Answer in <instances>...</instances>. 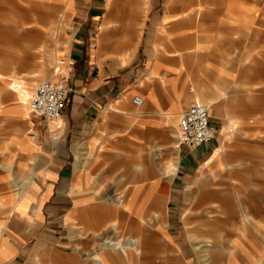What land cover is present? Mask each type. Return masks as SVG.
<instances>
[{"label":"crops","instance_id":"obj_1","mask_svg":"<svg viewBox=\"0 0 264 264\" xmlns=\"http://www.w3.org/2000/svg\"><path fill=\"white\" fill-rule=\"evenodd\" d=\"M129 6L135 14H118L120 0H0V264H29L45 251L79 263L64 239L90 250L108 228L88 264H138L146 251L161 253L160 218L182 246L168 264H205L208 255L223 263L233 249L218 242L220 224L253 229L247 264L264 256V89L243 86L254 67L218 50L214 20L193 42L190 7L157 12L149 24L145 0ZM59 56L72 90L47 123L27 101L42 64L54 59L57 75ZM195 102L209 107L216 136L190 148L178 125ZM182 224L199 226L182 233ZM209 239L215 248L195 247Z\"/></svg>","mask_w":264,"mask_h":264},{"label":"rangeland","instance_id":"obj_2","mask_svg":"<svg viewBox=\"0 0 264 264\" xmlns=\"http://www.w3.org/2000/svg\"><path fill=\"white\" fill-rule=\"evenodd\" d=\"M135 1H142V0H120L122 3L124 11H119L118 14L127 13V14H135L134 11H129V4ZM147 2V5L149 7V11H152L149 16V24L152 19L155 18V14L159 12L160 14L166 13V11H182L183 7H190L192 11H198L195 16L192 18V37L193 42L194 41H201L202 37L205 38V20L206 22H209L210 20H214L216 23L213 25L214 27V35L215 39H217L218 44L216 43V47L220 51H224L228 53L229 57H232L235 62L240 63V67L244 69L247 68L248 65H252L254 67L253 71V77L243 79V82H246L248 85H243L244 87H249L255 90H262L264 89V0H174L172 1L171 5L167 9V1L168 0H145ZM223 1H225V6L223 4ZM214 8V11H207L206 7ZM222 6V8H221ZM218 7V8H216ZM220 7V8H219ZM216 10V11H215ZM204 11V12H203ZM173 16L169 15L165 17L167 21L170 20ZM164 18V16H163ZM162 18V20H163ZM183 22H181V25ZM151 25L146 28V31L150 30ZM149 33V32H148ZM178 31H175L174 34H177ZM255 33L261 34V39H256L254 37ZM147 34V32H146ZM169 34L167 28L163 29V31L160 32L161 37L167 36ZM65 47V51H66ZM253 53L250 58L248 55L250 53ZM42 61H47V58H44V55H42ZM58 59H65L63 56H59ZM49 60V59H48ZM49 63L42 64L43 71L39 73V76L36 80L33 82L36 83V86L33 90H31V93H33L39 84L44 79H57V75L61 71H65L63 66L59 64L57 71V75L53 77L52 71L55 67V60L52 61L49 60ZM249 68V67H248ZM247 68V69H248ZM251 69H249V74H252ZM254 82H260L258 86H252V83ZM244 84V83H243ZM28 102V101H27ZM189 107V106H188ZM172 130L173 134V140L174 142L178 143V131ZM176 160L174 156L169 157L165 159V164H167V161L170 162ZM112 198V197H111ZM114 198V197H113ZM117 198V197H116ZM249 214L246 211V216ZM245 216V217H246ZM158 223V232H159V245H160V254L157 257H153L150 255L148 251H144L145 254L142 257V262H138V264H168L169 261L172 258L179 257L178 253H181V244L173 245L174 243L172 240H170V237L173 239V235L170 236L168 232V225L163 221L162 218L159 219ZM148 222V221H147ZM144 228H151L152 224H143ZM199 225H189V224H182L178 231L185 233L187 231H190L189 228L198 227ZM237 225H228V224H220L215 226V229L222 232L221 239L218 240V242L225 244L227 248H231L232 254L225 255L224 254V262L221 264H247V256L244 253L247 248V242H248V233L253 232V229L248 227L247 225H242V230L238 231L236 228ZM264 226V225H263ZM256 230V236H260V232L258 231V225L255 226ZM209 230V227L207 228ZM251 230V231H250ZM109 231V228H108ZM108 231H100L98 232L100 239L96 241V244L92 246V249L87 250L84 246H78L79 241H71L68 239H64L65 242H69L71 246H73L74 242V248L76 253H78V250L80 251V256L77 257L79 260V263L76 262L75 264H88L92 260V254L93 252L97 251L98 248H100L101 244V238L107 236H111L108 234ZM127 235V234H126ZM128 235H136V233H130ZM183 235V234H182ZM125 234L122 236L115 237V240L118 241L119 239L123 238ZM237 238L235 241L234 238ZM232 238V239H230ZM183 243V242H182ZM257 243L259 241L257 240ZM195 247L200 249H208V248H215L216 242L215 240H206V241H196ZM95 246V249H94ZM175 246V248H174ZM235 247H240L239 250L234 249ZM169 248H174V250H171ZM242 249V250H240ZM179 250V251H178ZM236 250V252H235ZM71 251V250H70ZM219 252V250H216L214 252ZM72 252V251H71ZM148 252V253H147ZM235 252V254L233 253ZM183 253V251H182ZM224 253L226 251L224 250ZM205 264H211L212 260L210 258V255L205 257ZM214 260H217L215 257H213ZM254 263L255 264H264V256H256L254 257ZM40 260V261H39ZM31 257L29 264H73L72 258L65 257V260L62 263L57 262L53 255L51 256L46 251L42 254V256ZM77 260V261H78ZM229 260V261H228ZM218 261V260H217ZM220 261V260H219ZM134 264H136L137 260L132 261ZM126 264H132L131 262H126Z\"/></svg>","mask_w":264,"mask_h":264},{"label":"built area","instance_id":"obj_3","mask_svg":"<svg viewBox=\"0 0 264 264\" xmlns=\"http://www.w3.org/2000/svg\"><path fill=\"white\" fill-rule=\"evenodd\" d=\"M59 63L65 66L66 60L61 59ZM71 90L65 71L59 72L56 80H42L29 97L28 104L31 113L47 123L58 120ZM134 100L138 105L143 103L141 96H136ZM179 130L181 145L198 148L211 142L216 136V130L211 125L209 107L202 103H193L182 114Z\"/></svg>","mask_w":264,"mask_h":264},{"label":"bare ground","instance_id":"obj_4","mask_svg":"<svg viewBox=\"0 0 264 264\" xmlns=\"http://www.w3.org/2000/svg\"><path fill=\"white\" fill-rule=\"evenodd\" d=\"M28 106H29V104H28ZM29 110H30V107H29ZM30 113H31V110H30ZM54 121H56V120H54ZM178 131H179V143H180V130H179V125H178ZM116 245H118V243L112 242V246H116Z\"/></svg>","mask_w":264,"mask_h":264}]
</instances>
